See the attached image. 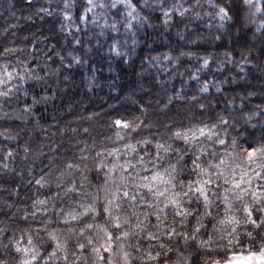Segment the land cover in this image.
<instances>
[{
    "label": "clouds",
    "instance_id": "9594fccd",
    "mask_svg": "<svg viewBox=\"0 0 264 264\" xmlns=\"http://www.w3.org/2000/svg\"><path fill=\"white\" fill-rule=\"evenodd\" d=\"M26 2L55 33L0 25V264H264V0Z\"/></svg>",
    "mask_w": 264,
    "mask_h": 264
},
{
    "label": "trees",
    "instance_id": "16d2710c",
    "mask_svg": "<svg viewBox=\"0 0 264 264\" xmlns=\"http://www.w3.org/2000/svg\"><path fill=\"white\" fill-rule=\"evenodd\" d=\"M35 3H38L39 0H34ZM33 6V3H27L26 0H15V4L13 7H9L7 4H0V25H7L8 23H11L12 21H16L20 25H22L20 31L21 33H31V32H37L39 35H48L50 39L53 37L55 33V24L51 21V18L46 19L44 22L40 24H35L32 22H26L23 17L26 15L24 12L25 8H30ZM75 6V5H74ZM122 7V6H118ZM100 10V9H98ZM17 12L19 14L20 19L17 21L16 16H12L11 20H7L6 17H9L11 12ZM77 9V14H78ZM89 19H91V15H89ZM104 31H107L106 29ZM165 36L168 37L167 41L164 40L163 37L160 36L159 32H147L144 36L146 44L153 43L156 49H160L164 47L166 44L174 45L176 41L173 39V37L170 34H165ZM103 37L97 35L95 38V41H92V43H95L96 41H103ZM57 43V46H60V41L57 39L55 41ZM31 43V41H29ZM238 43L237 41L233 42V46ZM36 48L40 47V44L35 45ZM221 48L224 47V45H220ZM93 62L96 64L97 68L106 69L113 67L104 56L101 55L102 49L100 48V45L97 44L96 48L93 50ZM51 54V53H50ZM83 74V73H81ZM129 73L125 71L120 72V81L123 82L128 78ZM220 76H223L224 73H220ZM102 79L104 81L102 87H105L110 90V88L113 86L112 81L116 79V77L112 76L111 73H101ZM225 91L228 92H235V88H226ZM240 254V253H236Z\"/></svg>",
    "mask_w": 264,
    "mask_h": 264
},
{
    "label": "rangeland",
    "instance_id": "374dc122",
    "mask_svg": "<svg viewBox=\"0 0 264 264\" xmlns=\"http://www.w3.org/2000/svg\"><path fill=\"white\" fill-rule=\"evenodd\" d=\"M243 257V259H241ZM251 257H244L243 253L235 254V257L233 258L232 264H245V261L250 262Z\"/></svg>",
    "mask_w": 264,
    "mask_h": 264
},
{
    "label": "snow or ice",
    "instance_id": "6c2138e0",
    "mask_svg": "<svg viewBox=\"0 0 264 264\" xmlns=\"http://www.w3.org/2000/svg\"><path fill=\"white\" fill-rule=\"evenodd\" d=\"M118 124L120 123L119 121L117 122ZM254 153L250 152L249 153V156H252Z\"/></svg>",
    "mask_w": 264,
    "mask_h": 264
}]
</instances>
